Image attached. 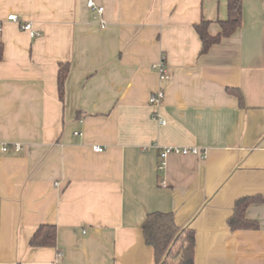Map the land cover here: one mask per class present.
<instances>
[{"label":"crops","instance_id":"obj_1","mask_svg":"<svg viewBox=\"0 0 264 264\" xmlns=\"http://www.w3.org/2000/svg\"><path fill=\"white\" fill-rule=\"evenodd\" d=\"M93 1L102 13L0 0V143L23 146L0 156V264H155L141 231L154 212L194 231V264H264V0H241L240 27L205 53L194 27L218 34L227 0ZM158 89L164 125L148 104ZM167 147L203 156L168 154L159 172ZM246 196L262 198L245 211L259 227L232 231ZM46 224L55 247H31Z\"/></svg>","mask_w":264,"mask_h":264},{"label":"trees","instance_id":"obj_2","mask_svg":"<svg viewBox=\"0 0 264 264\" xmlns=\"http://www.w3.org/2000/svg\"><path fill=\"white\" fill-rule=\"evenodd\" d=\"M220 31L215 36L208 33L209 22L201 21L194 29L201 41V53L217 44L221 39L232 35L241 24V0H227V18L219 21ZM2 43L0 41V60L2 59ZM68 74V64H59L57 73V89L63 98L64 82ZM230 93L238 98L240 107H244L243 97L239 90L231 89ZM262 202L260 196H246L234 203L233 215L228 219V226L235 230H256L259 225L245 218L249 205ZM141 231L144 242L153 250L155 264H194V231L180 228L175 224L172 213L154 212L147 214ZM33 248H52L56 245V228L54 225H40L29 240Z\"/></svg>","mask_w":264,"mask_h":264},{"label":"built area","instance_id":"obj_3","mask_svg":"<svg viewBox=\"0 0 264 264\" xmlns=\"http://www.w3.org/2000/svg\"><path fill=\"white\" fill-rule=\"evenodd\" d=\"M86 7L91 10H97L99 13H102L103 8L97 7L95 5V2L93 0H87ZM7 21L14 22L18 24L19 28L23 31L28 32L31 38H34L38 35L37 32H35L32 28V24L27 21H19L18 18L15 15H9L6 18ZM2 31V23H0V33ZM153 71L159 76L161 80H164L168 78V73L165 66V60L164 57H161L159 62L157 64H154L152 66ZM164 100V90L158 89L154 92H152L148 99V104L152 108L151 116L154 120L159 122L161 125L165 124V120L160 115V107ZM75 135H78V133H75ZM23 150V146L20 143H13V144H3L0 143V156L4 154H8L10 152H13L15 154L20 153ZM93 150L95 152H102L103 148H100L99 146L93 147ZM168 154H193L197 156H203V151H201L199 148H176V147H167L161 150L159 155V164H158V171L162 172L165 166V158ZM162 185L164 186L163 182Z\"/></svg>","mask_w":264,"mask_h":264}]
</instances>
